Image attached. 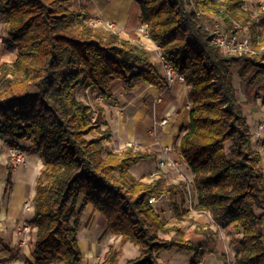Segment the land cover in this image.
Returning a JSON list of instances; mask_svg holds the SVG:
<instances>
[{"label": "trees", "instance_id": "1", "mask_svg": "<svg viewBox=\"0 0 264 264\" xmlns=\"http://www.w3.org/2000/svg\"><path fill=\"white\" fill-rule=\"evenodd\" d=\"M136 2L150 38L190 86L191 120L181 129L179 152L193 175L195 210L210 212L213 222H195L189 232L171 224L151 197L174 196L179 186L164 172L152 180L131 173L155 153L110 150L103 108L97 104L94 118L93 106L77 97L80 86L113 99L116 80L128 87L166 82L148 50L92 24L76 0H0V19L16 46L15 59L0 64V134L23 152L29 148L19 140L31 141L44 160L30 221L37 262L81 264L78 231L91 204L121 237L101 264H162L160 254L174 248L191 252L190 264H202L217 250L220 229L231 225L241 236L233 262L221 253L224 264H264V167L244 113L264 84V10L253 13L245 0ZM216 18L230 31L246 28L252 51L224 53L213 42ZM173 208L178 222L190 215L175 202ZM127 242L140 254L122 262Z\"/></svg>", "mask_w": 264, "mask_h": 264}, {"label": "crops", "instance_id": "2", "mask_svg": "<svg viewBox=\"0 0 264 264\" xmlns=\"http://www.w3.org/2000/svg\"><path fill=\"white\" fill-rule=\"evenodd\" d=\"M133 1L135 0H76V3L91 13V19L100 18L115 22L117 32L122 37L146 48L151 59L160 66L154 49L157 43L151 38L141 40L137 35L136 28L140 22L141 12L139 8L134 10L137 12V19L133 21L131 17L134 9V6H132ZM3 25L5 24L0 19V35L3 34L9 40L6 28L4 29ZM10 44L13 45L11 41ZM3 47H6V45ZM160 69L163 73L161 66ZM165 86L166 82L160 85L141 82L134 87H128L120 80H116L112 87L113 99L104 97L102 102L98 99V94L93 93L91 89H84L82 93L78 92L77 89L76 93L79 99L87 101L91 105L97 106L98 104L103 108V115L107 122L105 127L111 132V139L107 141L110 150L121 152L127 147H133L155 153L154 157L143 159L131 168V173L135 177L152 180L159 171L164 172L168 182L179 186L180 191L176 194L186 192V189L189 194L192 189L194 190L195 208L197 195L195 188H193V175L179 152L183 134L181 129L187 127L191 120L190 86L185 82H179L169 88H165ZM161 94L163 100L157 101V97ZM90 95L93 96L94 101L89 102L86 99ZM254 103H257V101ZM254 103L248 104L253 105ZM258 104L264 109V105H262L264 101L261 102L258 99ZM246 106L247 104L244 105V113L253 134H256L260 122H257L255 118H262L264 111H252L247 116ZM166 113L170 116L168 123L164 126H156V130H153L154 116L156 115L160 119ZM255 129L257 130L255 131ZM260 134L264 135V129L260 131ZM4 138L8 141V136H0V139ZM254 138L255 136L253 141ZM19 143L29 148L28 151L24 152L27 160L26 164L13 169L0 167V264H54L53 261L37 262L34 254L36 227L30 222L34 213L33 198L36 192V183L44 166V160L32 147L31 141L19 140ZM165 145L174 147L170 156L178 162V167L159 168L158 160L164 155L162 150ZM263 159L262 156V166L264 167ZM186 179L189 180L186 181ZM167 196L172 197L168 193L158 195L156 206L159 207L160 211L166 208L164 202ZM27 202L30 207L26 206ZM194 208L193 210H195ZM189 211L191 212V210ZM196 212L200 214L199 217L205 216L204 213H207L212 218L210 212ZM211 221L213 222V219ZM24 223L29 228L27 232H21V225ZM196 223L203 224L200 220ZM213 226L215 227V225ZM81 234H84V236H81ZM78 238L83 252L81 264H101L110 246L118 247L121 245V237L111 232L108 228L107 219L91 204L87 205L81 215ZM218 245L217 250L209 253L202 264H224L221 257L222 250L218 248ZM122 249V262L140 254L138 246L131 242L124 243ZM164 252L159 257L162 264H165L162 261ZM183 256H186L189 260L188 264H190L193 254L191 256L183 254Z\"/></svg>", "mask_w": 264, "mask_h": 264}, {"label": "rangeland", "instance_id": "3", "mask_svg": "<svg viewBox=\"0 0 264 264\" xmlns=\"http://www.w3.org/2000/svg\"><path fill=\"white\" fill-rule=\"evenodd\" d=\"M245 2H246L245 8L250 9L253 13H257L259 10H261L259 8L258 0H245ZM132 3H133L132 6H134V8L136 9L137 8L136 0L133 1ZM92 24H94L96 26H100L104 29H109V28L105 27L104 24H102V23H92ZM3 26L5 29L6 28L5 25H3ZM111 30L115 31V29H111ZM2 32H3V30H2ZM115 32H117V29ZM137 35H138V33H137ZM241 35H242V37H248L246 28L242 29ZM0 36L2 38L0 40V64L4 61H13L16 57V46L14 44L11 45L10 41L8 39H6V36H4L3 34H1ZM138 37H139V35H138ZM142 39L144 40L146 38L142 37ZM4 45H6V47H3ZM237 74H238V69L234 68L235 85L237 87H239V81H238V75ZM262 88L259 91V97H258L259 101L261 100V102L264 101V84H263ZM84 89H85V87L80 86L78 88V92L82 93ZM86 99L90 102L93 100V96L90 95ZM242 100L245 101V98L243 96H242ZM246 104H247V106L245 107V111L247 113V116L249 114H251L252 111H260V112L264 111V109L258 104V100H257V103H254L253 105H249L247 102H246ZM246 104H244V105H246ZM262 105H264V104H262ZM263 118H264V116L262 118L256 117L255 120L257 122H261ZM257 129H255V131ZM0 136H6V135L0 134ZM254 136H255V138L253 141L254 142L253 145L257 150H259L261 152L262 156L264 157V135L254 134ZM10 147H11V145L8 143L7 139H5V138L0 139V167L1 168H5V167L7 168L8 167L9 169H11V168L13 169L14 167L24 165V164L15 165L12 163V161L9 158ZM134 171H135V169H134ZM188 180L189 179H186V181H188ZM193 188H194V185H193ZM191 191H192L191 195L188 194V190L186 189V192H184V191L180 192L179 194H175L172 197L167 196L166 200L164 202L166 208L161 209V213L167 217V219L170 221L171 224H179L183 228V230H185L186 232L191 231L195 226L194 225L195 222L198 220H200L201 223H203V224L209 223V221L212 220V218L207 213H204V214H206L205 216L199 217L200 214H198L195 210L190 209V203L189 202L191 201L193 206L195 204L194 190L192 189ZM173 202L177 203L178 206L183 207L184 210H188V209L191 210L190 215H189V217H187V219L180 221V222L177 221V218L174 215ZM156 203H155V206H156ZM156 207L159 210V207L158 206H156ZM81 236H84V234H81ZM220 236H221V241L219 242L218 248L220 250H222V252L229 253L228 254L229 258H234V254H235V251L237 248V239L241 236L240 228L236 225H233V226H230L227 228H223L220 230ZM178 252H183V253H178ZM183 254H188V256H191L192 253L189 251H186V250H181V249H176V250L175 249H168V250H165V252L163 253L162 261L165 264H188L189 260H187L186 256L184 257Z\"/></svg>", "mask_w": 264, "mask_h": 264}, {"label": "built area", "instance_id": "4", "mask_svg": "<svg viewBox=\"0 0 264 264\" xmlns=\"http://www.w3.org/2000/svg\"><path fill=\"white\" fill-rule=\"evenodd\" d=\"M259 3V8L261 10H264V0H258ZM92 23H102L104 24L105 27L109 29H117V24L111 20H104V19H91ZM239 28V27H238ZM118 31V30H117ZM136 32L138 33L139 37L141 40L142 37H145L147 39L150 38L149 35V28L148 24L144 22H139L136 28ZM213 32V42L217 44L224 53L226 54H236V53H241L242 51H252L250 47V41L248 37H242L241 32L242 29L239 28L238 32L235 31H230L227 28V25L224 21L223 18H216L214 28L212 30ZM1 40V38H0ZM147 47V45H145ZM158 59L160 66L163 70V74L166 79V86L165 88L172 87L173 85H176L179 82H185V77L183 74L178 72L174 65L167 60V58L164 56L162 53L161 47L157 44V46L154 48ZM98 99L102 102L104 101V96L101 94H98ZM163 96L162 94L157 97V101H162ZM93 106V116L96 118L98 115V107L95 105ZM169 114H165V116H162L160 119L155 115L153 118V130H156V126H164L168 123L169 121ZM264 129V118L258 125V131L256 134H260V131ZM174 150L173 146L165 145L163 146V156L158 160V166L159 168H165V167H173L176 168L178 167V162L175 161L171 156L170 153ZM9 158L12 161L13 164L15 165H20V164H26V156L25 153H23L20 149L11 146L9 150ZM191 195V193H189ZM158 200V195L154 194L151 197V202L155 205V203ZM190 209H193L194 206L192 202L190 201ZM27 207H30V204L27 202L26 203ZM21 232L29 231L28 226L24 223L21 225ZM233 258H229L230 262H233Z\"/></svg>", "mask_w": 264, "mask_h": 264}]
</instances>
